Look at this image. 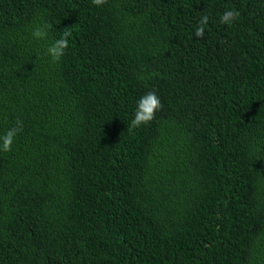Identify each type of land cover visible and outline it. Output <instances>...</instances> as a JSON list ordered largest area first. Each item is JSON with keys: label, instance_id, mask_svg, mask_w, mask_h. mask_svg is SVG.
<instances>
[{"label": "trees", "instance_id": "16d2710c", "mask_svg": "<svg viewBox=\"0 0 264 264\" xmlns=\"http://www.w3.org/2000/svg\"><path fill=\"white\" fill-rule=\"evenodd\" d=\"M150 90L162 108L129 131ZM13 126L0 264H264V0H0Z\"/></svg>", "mask_w": 264, "mask_h": 264}, {"label": "clouds", "instance_id": "9594fccd", "mask_svg": "<svg viewBox=\"0 0 264 264\" xmlns=\"http://www.w3.org/2000/svg\"><path fill=\"white\" fill-rule=\"evenodd\" d=\"M107 0H92L96 6H102ZM239 17V12L234 10H226L220 17V22L223 24H231ZM209 17L205 14L201 16L199 26L195 30V37L197 39L203 38L205 35V28L208 24ZM50 25L42 23L33 28L31 36L36 41L47 40ZM72 36L70 29H65L58 39H55L47 48L46 54L51 57L53 62H59L65 55L69 47V38ZM162 108L160 97L155 91L146 92L138 101L134 112V118L128 130L138 128L142 125H147L156 117V112ZM22 129L18 126H13L8 129L4 135L0 136V151L10 152L15 137Z\"/></svg>", "mask_w": 264, "mask_h": 264}]
</instances>
